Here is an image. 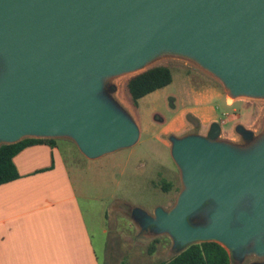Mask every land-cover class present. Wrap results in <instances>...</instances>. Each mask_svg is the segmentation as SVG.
I'll list each match as a JSON object with an SVG mask.
<instances>
[{
  "label": "water",
  "instance_id": "1",
  "mask_svg": "<svg viewBox=\"0 0 264 264\" xmlns=\"http://www.w3.org/2000/svg\"><path fill=\"white\" fill-rule=\"evenodd\" d=\"M172 53L234 96H264V0H0V144L67 136L88 158L133 144L137 127L100 99L103 78ZM171 155L185 188L145 225L264 255V140L240 151L190 134Z\"/></svg>",
  "mask_w": 264,
  "mask_h": 264
},
{
  "label": "rangeland",
  "instance_id": "2",
  "mask_svg": "<svg viewBox=\"0 0 264 264\" xmlns=\"http://www.w3.org/2000/svg\"><path fill=\"white\" fill-rule=\"evenodd\" d=\"M155 65L168 66L172 82L133 105L126 81ZM103 83L100 99L133 123L139 136L129 146L94 158L69 142L63 145L67 163L80 189L99 263L159 264L185 247L168 232L145 225L147 219L155 218L157 208L170 210L185 188L171 155L172 139L197 134L249 151L264 140V96L237 95L229 100L230 93L216 76L193 58L175 53L156 55L136 70L104 77ZM214 124L219 131L212 137ZM189 221L205 223L204 211ZM229 256L230 264H264V255L254 251L230 250Z\"/></svg>",
  "mask_w": 264,
  "mask_h": 264
},
{
  "label": "crops",
  "instance_id": "3",
  "mask_svg": "<svg viewBox=\"0 0 264 264\" xmlns=\"http://www.w3.org/2000/svg\"><path fill=\"white\" fill-rule=\"evenodd\" d=\"M69 142L57 137L14 155L18 177L0 184V264H100L67 163Z\"/></svg>",
  "mask_w": 264,
  "mask_h": 264
},
{
  "label": "trees",
  "instance_id": "4",
  "mask_svg": "<svg viewBox=\"0 0 264 264\" xmlns=\"http://www.w3.org/2000/svg\"><path fill=\"white\" fill-rule=\"evenodd\" d=\"M172 80V71L168 66L155 65L131 76L126 81V89L136 106L140 98L167 86ZM56 138L24 137L13 143L0 144V184L18 177L12 159L20 150L35 143L54 145ZM159 264H230V256L226 248L216 241H199L189 243L173 257Z\"/></svg>",
  "mask_w": 264,
  "mask_h": 264
},
{
  "label": "bare ground",
  "instance_id": "5",
  "mask_svg": "<svg viewBox=\"0 0 264 264\" xmlns=\"http://www.w3.org/2000/svg\"><path fill=\"white\" fill-rule=\"evenodd\" d=\"M233 94H229V100H232L233 99Z\"/></svg>",
  "mask_w": 264,
  "mask_h": 264
}]
</instances>
